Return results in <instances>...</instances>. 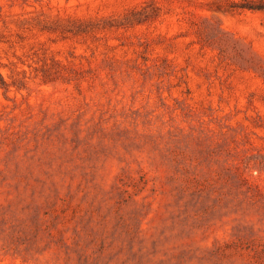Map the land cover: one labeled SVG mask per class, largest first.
I'll use <instances>...</instances> for the list:
<instances>
[{
    "label": "rangeland",
    "instance_id": "rangeland-1",
    "mask_svg": "<svg viewBox=\"0 0 264 264\" xmlns=\"http://www.w3.org/2000/svg\"><path fill=\"white\" fill-rule=\"evenodd\" d=\"M0 264H264V0H0Z\"/></svg>",
    "mask_w": 264,
    "mask_h": 264
},
{
    "label": "trees",
    "instance_id": "trees-1",
    "mask_svg": "<svg viewBox=\"0 0 264 264\" xmlns=\"http://www.w3.org/2000/svg\"><path fill=\"white\" fill-rule=\"evenodd\" d=\"M241 9H251V10H258V9H263V8H258V6L255 5H250V4H241L240 6Z\"/></svg>",
    "mask_w": 264,
    "mask_h": 264
}]
</instances>
